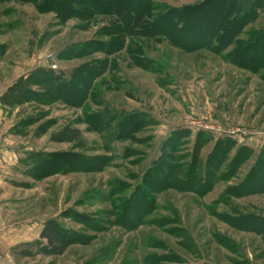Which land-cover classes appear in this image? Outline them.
I'll list each match as a JSON object with an SVG mask.
<instances>
[{"label":"rangeland","instance_id":"obj_1","mask_svg":"<svg viewBox=\"0 0 264 264\" xmlns=\"http://www.w3.org/2000/svg\"><path fill=\"white\" fill-rule=\"evenodd\" d=\"M255 15L229 57L162 37L113 43L105 54L88 44L108 42L99 33L107 21H60L0 0V264H264V193L226 195L264 156V46L242 49L264 28V7ZM86 65L96 73L76 85L78 96L41 85L42 72L67 83ZM242 148L245 161L231 168ZM217 151L226 179L204 194L167 189L136 208L156 163L193 157L209 176Z\"/></svg>","mask_w":264,"mask_h":264},{"label":"trees","instance_id":"obj_2","mask_svg":"<svg viewBox=\"0 0 264 264\" xmlns=\"http://www.w3.org/2000/svg\"><path fill=\"white\" fill-rule=\"evenodd\" d=\"M18 1L33 4L40 13L52 12L60 21L77 19L85 24L95 23L99 19L107 21L99 33L107 36L108 42H90L88 44L89 47L103 49L105 54L114 51L111 47L113 43L119 44L117 49H122L124 41L134 42L137 37H142L144 40L162 37L167 39L172 46L185 52L204 49L220 55L227 51L226 57L231 56L237 43L236 38L240 33L243 34L246 31L245 29L251 23L250 21L256 16L255 11H260L264 7L263 0H202L182 7L158 6L154 3V0ZM183 37H188V39L185 40ZM263 39L264 28L257 30L255 39L246 42L242 49L245 51L252 48L250 51L254 54L253 49L257 47L258 42L260 47L261 45L264 46L262 44ZM89 47L88 49H90ZM83 50L76 51L74 55L81 56L86 53ZM83 68L84 71L81 69L79 72H74L76 78L74 80L72 78L67 83L66 80L60 81V76H57L58 80H54L52 72L48 73V76L45 72H42L39 77H48L49 80H47V84L40 83L42 86L44 85L43 88L52 87L55 94L59 93V88H62L63 95L78 96L81 91L77 86L86 85L87 88L89 78H93L96 73L87 65ZM54 81H59L61 85L53 87ZM16 88L19 90V84ZM85 98L87 99L86 93L83 94V99ZM245 157V148L236 151L234 160L231 162V168L235 169L241 165L245 161ZM167 158L168 163L165 160L162 161L161 166L156 163L158 169L149 178L145 177L146 179L139 186L140 192H138L136 199L138 203L136 208L142 206L144 202L143 210L145 211L146 207L149 208L148 204H153V197L167 189L204 194L211 189L213 181L224 180L226 179L224 177L229 176V174L218 172L222 163L226 160L224 151H217L214 154V163L208 166L209 169L213 168L212 174L209 176H204L208 171L207 166L205 169L198 168L199 171L196 169L197 161L193 157L190 165L181 163V158L178 156H168ZM209 178L212 180H209ZM261 193H264V156L256 158L248 174L238 184L228 189L226 195L241 198ZM129 204L127 200L122 209L129 208ZM141 214L143 213H139L138 216H141ZM260 232H264V230L261 229ZM40 237L46 238L48 243L53 242V239L44 233H41Z\"/></svg>","mask_w":264,"mask_h":264},{"label":"crops","instance_id":"obj_3","mask_svg":"<svg viewBox=\"0 0 264 264\" xmlns=\"http://www.w3.org/2000/svg\"><path fill=\"white\" fill-rule=\"evenodd\" d=\"M3 110H1L0 108V117L2 116ZM2 138H0V182L3 185L0 190L2 189L3 192L6 190V144H4V142H2ZM7 157H17V154H13V156H8ZM0 232L3 233V236L1 238L4 239V241H2L4 244H6V225L4 224H0ZM6 257H4L3 259H5Z\"/></svg>","mask_w":264,"mask_h":264},{"label":"built area","instance_id":"obj_4","mask_svg":"<svg viewBox=\"0 0 264 264\" xmlns=\"http://www.w3.org/2000/svg\"><path fill=\"white\" fill-rule=\"evenodd\" d=\"M54 68V66H52Z\"/></svg>","mask_w":264,"mask_h":264}]
</instances>
